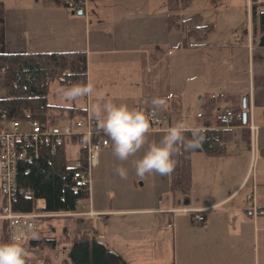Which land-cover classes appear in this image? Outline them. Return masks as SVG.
Returning <instances> with one entry per match:
<instances>
[{"label":"crops","instance_id":"crops-1","mask_svg":"<svg viewBox=\"0 0 264 264\" xmlns=\"http://www.w3.org/2000/svg\"><path fill=\"white\" fill-rule=\"evenodd\" d=\"M248 4L249 9L252 8L251 0ZM82 9L83 15L74 14L63 0H0V53L85 51L88 67L87 90H82L85 103L83 106H63L83 108L101 121L110 139L105 150L111 149V135L125 133L124 130L107 128L106 113L120 117L126 103L133 107L138 120L142 103H152L148 106L154 107L151 106L155 105L153 99L167 98L172 94L181 98L182 109L177 120L185 116L190 123L192 113L196 119L205 93L225 94L234 98L223 100L225 110L217 112V116L222 112L230 113L246 98L248 129L251 122L259 127L257 121L264 128V47L259 46L263 35L259 34L257 11L255 19L251 16L246 26L242 25L230 34L231 40H226L225 36V45L208 42L212 26L203 42L196 43L190 38L188 46L183 47L182 40L189 29L169 27L168 16L180 11H170L165 0H84ZM202 21L201 17V26ZM253 25H256V34ZM5 96V76L0 73V99ZM99 101L108 103L110 108L104 112ZM185 104H193L188 108L190 116L184 114L185 107H188ZM157 107L160 113L166 112L161 103ZM176 121L171 126L177 127ZM242 129H234L235 139L228 145L226 155L208 156L217 158L219 165L205 169L207 177L200 183L215 194L203 200L193 199L195 170L192 156L193 186L188 200L182 195L184 208L200 210L205 223L190 219L189 223L179 226V250L182 256H189L184 264L261 262L259 250L261 234L264 233V214L255 216L252 202L246 199L248 192L243 194L249 184L248 172L243 177H225V160L240 152H246L250 158V153L256 156L259 150L264 158V144L261 146L262 142L257 138L255 150L252 144L247 148L242 140ZM133 133L149 134L143 131ZM202 158L200 161L210 162ZM254 181L257 190L258 182ZM221 189L224 192L216 194ZM255 199L257 206L264 210L256 191ZM0 201L2 204L1 191ZM169 210L107 209L99 204L96 211L99 216L128 217L149 212L167 213ZM98 239L101 241L104 235L99 234Z\"/></svg>","mask_w":264,"mask_h":264},{"label":"rangeland","instance_id":"rangeland-1","mask_svg":"<svg viewBox=\"0 0 264 264\" xmlns=\"http://www.w3.org/2000/svg\"><path fill=\"white\" fill-rule=\"evenodd\" d=\"M63 1L66 3V0ZM165 1L167 2V0ZM249 1L193 0L189 7L178 10V12L180 11L179 22L183 23L184 20L199 15L203 18V26H213L208 42H220L225 45V36H227L226 40H231L230 34L242 25L246 26L247 19L251 18L252 8L249 9ZM256 7L259 28L260 14L264 11V5L256 4ZM185 29H190V27L186 26ZM85 100V94L80 89L66 88L58 82L50 84L48 101L52 105L80 104L83 106ZM98 105L104 112L110 108V105L105 102L99 101ZM185 105L188 107H185L184 114L190 116L191 112L188 108L193 104ZM123 110L120 117L106 113L107 128L124 130L125 133L110 136L112 139L111 149L103 150L100 153L99 164L93 169L92 200L94 209L96 211L98 205L102 204L107 209L142 207L151 210L161 208H170V210L167 213L149 212L128 217L96 215L89 220L87 226H83L77 217L40 218L37 229L30 233L18 250L21 259L34 264H45L46 260L62 264L67 259L68 251L66 249L69 244L60 245L56 249L44 245L31 248L30 238L40 239L44 243L50 238H64L65 234L74 236L81 229L92 230L95 228L97 237L99 234L104 235L101 242L118 253L128 264H184L188 261L189 256L181 255L177 235L180 236L178 234L179 226L189 223L190 219L194 221V217L192 214H186L188 215L186 216L179 211L184 208L185 199L178 192L175 197L169 190L170 166L167 136L165 133L135 134L131 132L132 125L137 123L136 113L133 107L126 103H124ZM224 110L225 102L221 101L217 112ZM192 117L193 119H190V123H188L189 126L195 125L196 119L193 113ZM179 120L180 118L176 122ZM256 124L259 129L261 128V131H258L257 140L261 141V146H263L264 128L259 125L260 121H257ZM23 128L26 129L27 125L23 124ZM166 128L168 126H165L164 129ZM257 145H259L258 141ZM73 153L74 149L68 147L67 154L70 164H73ZM193 156L195 170L193 199L203 200L208 195L215 194L208 187L204 186L203 188L200 183L207 177L205 169L212 165L216 167L219 164L217 158H209L205 154L196 153ZM249 156L251 157L248 158L246 152H240L234 158L225 160V177L230 179L243 177L248 172L249 184L243 194L248 192V195L253 189L251 188L254 186L253 182L256 185L254 180H257L256 196L258 195L261 203L264 204V158L259 150L256 156L251 153ZM201 157L209 159L210 162L200 161ZM228 190L229 188L225 189V192ZM223 192L221 189L216 194ZM97 213L99 214V212ZM203 223H205L204 220ZM15 248L17 250L19 247L15 245ZM259 251V259H261L259 264H264V233L261 234Z\"/></svg>","mask_w":264,"mask_h":264},{"label":"trees","instance_id":"trees-1","mask_svg":"<svg viewBox=\"0 0 264 264\" xmlns=\"http://www.w3.org/2000/svg\"><path fill=\"white\" fill-rule=\"evenodd\" d=\"M193 0H167L170 11L187 8ZM218 1V0H214ZM252 17L255 19L256 4L264 5V0H251ZM259 34L264 35V11L260 14ZM179 14L168 16L169 27L190 29L182 40V46H188L193 38L201 43L211 31L210 26H201V16L197 15L179 22ZM256 34V25H253ZM87 55L85 51L44 52V53H0V73L5 76L6 96L0 99V116L17 119L22 123L40 121L55 124L65 117L80 116L83 108L52 105L48 101L49 88L52 82L70 89L87 90L88 86ZM232 95L205 93L201 97L200 112L196 117L195 126L186 130H178L171 124L175 123L182 109L179 95L172 94L167 98L153 99L158 109L161 103L170 116V130L165 134L168 140V157L170 166L169 190L178 192L189 199L193 186L192 156L202 153L209 157H220L227 154V147L235 139V128L242 127V140L247 148L251 146L249 121H244V103L234 106L230 112L228 123L222 122L217 116L221 101L233 99ZM152 104V103H149ZM147 103L140 105L141 126H148L146 111ZM100 121V120H99ZM101 122V121H100ZM109 138V136H108ZM264 155V150H263ZM73 167L69 163L64 147L56 152L48 148L41 151L40 157L32 163L19 165L16 176L18 195L13 203V211L30 213L38 210L44 213L73 212L78 210L80 202L88 195L86 192L76 193L72 186ZM39 200L40 205L35 201ZM4 199L0 204L3 211ZM64 238H50L43 242L30 238L31 248L48 246L56 249L60 245L69 244L67 259L62 264H128L118 253L102 243L95 229H81L76 235ZM4 248L2 249V247ZM0 264H34L21 259L16 250L7 220L0 219ZM45 264H55L46 260Z\"/></svg>","mask_w":264,"mask_h":264},{"label":"built area","instance_id":"built-area-1","mask_svg":"<svg viewBox=\"0 0 264 264\" xmlns=\"http://www.w3.org/2000/svg\"><path fill=\"white\" fill-rule=\"evenodd\" d=\"M68 8L75 11L82 8L84 0H66ZM148 126L139 123L132 125L133 132H166L170 130V116L167 112L160 113L156 107H150L146 111ZM222 122L228 123L231 119L229 112L219 113ZM23 124L27 128H23ZM165 126L168 128L164 129ZM178 130L190 129L188 118L180 117ZM251 144L253 151L259 127L253 122L249 125ZM110 145L108 133L103 129L101 122L93 117L89 111L73 118L65 117L57 123H41L40 121H28L22 123L17 119H8L5 113L0 116V191L4 199L3 211L0 213L1 220H7L14 244L22 247V242L37 229L38 220L44 217L64 216L77 217L82 225L87 226L89 220L99 215L93 206L92 200V177L93 169L99 164L100 153ZM64 147L68 159L67 148L74 149L72 186L76 193L86 192L87 197L80 202L78 210L73 212L44 213L37 209L30 213L13 211V203L18 195L16 176L18 167L24 163H32L40 157L41 151L48 148L56 152ZM256 185L246 196L248 202H252L255 216L264 214L255 199ZM35 204L40 205L39 200ZM183 214H192L194 221L203 224L200 210L183 208L179 209ZM90 217V218H87Z\"/></svg>","mask_w":264,"mask_h":264},{"label":"water","instance_id":"water-1","mask_svg":"<svg viewBox=\"0 0 264 264\" xmlns=\"http://www.w3.org/2000/svg\"><path fill=\"white\" fill-rule=\"evenodd\" d=\"M84 10L82 8H79L77 10L74 11V14L77 15H83ZM259 46L260 47H264V35L260 38V42H259ZM243 108H246V98L243 99ZM243 117H244V121H247V113L244 112L243 113ZM19 250V248H17V251Z\"/></svg>","mask_w":264,"mask_h":264}]
</instances>
